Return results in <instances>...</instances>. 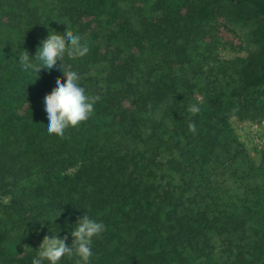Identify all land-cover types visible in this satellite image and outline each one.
<instances>
[{"label":"trees","instance_id":"trees-1","mask_svg":"<svg viewBox=\"0 0 264 264\" xmlns=\"http://www.w3.org/2000/svg\"><path fill=\"white\" fill-rule=\"evenodd\" d=\"M64 31L90 48L64 70L101 99L58 137L41 101L66 78L15 55ZM234 120L264 123V0H0V264L49 228L70 246L84 212L106 226L90 264H264V148Z\"/></svg>","mask_w":264,"mask_h":264},{"label":"clouds","instance_id":"clouds-1","mask_svg":"<svg viewBox=\"0 0 264 264\" xmlns=\"http://www.w3.org/2000/svg\"><path fill=\"white\" fill-rule=\"evenodd\" d=\"M89 51L88 44L82 42L79 34L64 31L62 36L50 32L44 40L39 42L34 56L23 47L15 55L20 69L37 78L41 70L45 74L52 71L60 72L66 78L63 83L56 81L54 91L41 101L46 120L44 127L49 135L63 137L67 129L76 128L89 120L94 112L95 104L101 99L98 95L87 94L86 89L80 84L79 74L64 70L62 64L65 55L76 59L86 56ZM188 111L195 114L200 109L194 104ZM189 129L195 132V125L189 124ZM46 223L51 224L48 221L43 225L39 224L43 227ZM71 228L70 246L67 243L68 236L61 238L58 226L55 231H50L49 228V235L44 237L31 264H61L65 257L75 258L76 264H90L93 256V241L106 231L105 224L84 212V215L78 218Z\"/></svg>","mask_w":264,"mask_h":264},{"label":"rangeland","instance_id":"rangeland-1","mask_svg":"<svg viewBox=\"0 0 264 264\" xmlns=\"http://www.w3.org/2000/svg\"><path fill=\"white\" fill-rule=\"evenodd\" d=\"M243 34L247 37L252 31L250 27H243ZM226 58H234L243 55L240 52L228 51L226 50L223 54ZM233 125L241 141L246 145L248 150L251 152L252 156L258 161L259 154L258 150L264 148V123H252V122H239L237 120L233 121ZM42 242L38 245L40 247Z\"/></svg>","mask_w":264,"mask_h":264}]
</instances>
